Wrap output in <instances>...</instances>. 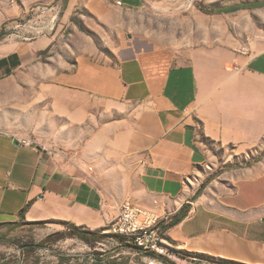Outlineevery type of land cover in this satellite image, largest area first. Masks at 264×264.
<instances>
[{
  "label": "crops",
  "instance_id": "1",
  "mask_svg": "<svg viewBox=\"0 0 264 264\" xmlns=\"http://www.w3.org/2000/svg\"><path fill=\"white\" fill-rule=\"evenodd\" d=\"M263 1L213 5L179 48L86 40L59 86L26 66L41 43L0 48V230H99L129 199L163 228L181 213L164 229L182 250L264 264ZM53 115L60 139L45 135Z\"/></svg>",
  "mask_w": 264,
  "mask_h": 264
},
{
  "label": "rangeland",
  "instance_id": "2",
  "mask_svg": "<svg viewBox=\"0 0 264 264\" xmlns=\"http://www.w3.org/2000/svg\"><path fill=\"white\" fill-rule=\"evenodd\" d=\"M117 1L0 0V48L41 43L26 66L51 68L52 83L59 86L56 77L62 70L74 68L86 40L107 52L129 42L137 47L187 46L189 36L209 31L211 16L207 12L210 7L239 0H139L137 6L125 4L123 0H119L121 5H118ZM215 21H211L212 34L218 30L213 25ZM221 22H227L229 31L234 33L231 17H224ZM63 125L60 118L53 115L45 135L60 139L65 133ZM91 159V155H85L87 165L91 164ZM100 162L104 169L100 173L106 180L109 175L105 170L106 161L100 158ZM19 226L11 231L0 230V264H91L96 252L102 253L110 264H146L148 261L143 255H130L127 245L117 246L107 239L101 244H89L73 236L53 238L45 247L22 250V244L40 243L55 231L43 236L30 227ZM65 229L66 226L56 231ZM119 247L123 249L119 251ZM171 260L182 263L174 257Z\"/></svg>",
  "mask_w": 264,
  "mask_h": 264
},
{
  "label": "built area",
  "instance_id": "3",
  "mask_svg": "<svg viewBox=\"0 0 264 264\" xmlns=\"http://www.w3.org/2000/svg\"><path fill=\"white\" fill-rule=\"evenodd\" d=\"M116 3L121 5L119 0ZM22 143L32 144L31 141L26 140ZM114 208L115 216L107 223L103 231L108 234L106 239L119 245L116 236H122L125 242L134 247L137 255L146 257L145 259L148 260L146 264H167L160 260L159 256L168 260H171L172 257L177 258L182 262L179 264H218L197 253L189 251L179 253L182 249L167 241L165 229L160 225V220L154 211L129 199L116 202ZM102 242L94 244H101Z\"/></svg>",
  "mask_w": 264,
  "mask_h": 264
},
{
  "label": "trees",
  "instance_id": "4",
  "mask_svg": "<svg viewBox=\"0 0 264 264\" xmlns=\"http://www.w3.org/2000/svg\"><path fill=\"white\" fill-rule=\"evenodd\" d=\"M260 5H264V1L259 3ZM220 9L217 7H210L209 11L213 12V11H219ZM208 11V12H209ZM182 216L181 213H177L172 219L171 221L164 226V228L166 229L167 226L177 222L180 217ZM105 227L99 229V230H89L83 227H75L73 225H68L67 229H65L64 231H55L52 234L46 236L45 239H43L40 243H36V244H22L21 248L22 250H27L30 251L32 249H34V247H45L46 246V242L49 240L57 239L58 237H63V236H73V237H77L83 241H85L86 243L89 244H94L96 242H102L103 240H105L108 237L107 233H102V230H104ZM118 239V242L120 243L117 246H122V245H129L128 242H125L124 238L122 236H116ZM131 246V245H130ZM186 253L185 250H181L179 253ZM195 253V252H193ZM200 256H204L206 258L212 259L214 262L218 263V264H237L234 263L232 261L229 260H225L222 259L220 257H212V256H208V255H204L202 253H197ZM102 253H95L93 259L91 260V264H110L111 262L106 261L103 257H102ZM160 260H162L163 262L167 263V264H177L176 262L172 261V260H168L165 257L159 256L158 257Z\"/></svg>",
  "mask_w": 264,
  "mask_h": 264
}]
</instances>
